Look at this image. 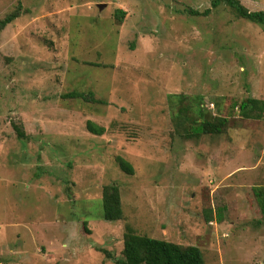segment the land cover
I'll return each instance as SVG.
<instances>
[{
    "label": "rangeland",
    "instance_id": "1",
    "mask_svg": "<svg viewBox=\"0 0 264 264\" xmlns=\"http://www.w3.org/2000/svg\"><path fill=\"white\" fill-rule=\"evenodd\" d=\"M214 1L0 0V264H116L126 227L264 264V119L235 107L264 101V29ZM198 108L224 132L186 137Z\"/></svg>",
    "mask_w": 264,
    "mask_h": 264
},
{
    "label": "trees",
    "instance_id": "2",
    "mask_svg": "<svg viewBox=\"0 0 264 264\" xmlns=\"http://www.w3.org/2000/svg\"><path fill=\"white\" fill-rule=\"evenodd\" d=\"M221 3H225L232 8L239 18L255 23L264 29V12H250L238 0H215L212 6L217 7ZM21 9V5H19L13 12L0 19V37L1 32L21 16ZM209 12V10H206L203 13L193 12V14L206 16ZM68 98L88 99L84 94H70ZM235 107L239 109L240 115L245 119H264V101L247 98ZM197 111H199L198 119H193L192 122L196 126L190 128L194 132L187 133L186 137L199 139L202 135H215L224 132L228 125L227 118L220 120L216 118L217 120L209 121L202 118L203 112L200 108ZM87 128L94 135L102 136L105 133L103 127L97 126L93 122H88ZM16 130L18 136L23 138L24 133L19 128ZM117 161L123 172L133 175L134 169L130 163L120 157L117 158ZM255 193L260 200L264 214V192L256 190ZM122 218L123 211L120 190L115 185L107 186L103 193V219L115 222L122 220ZM116 264H205V261L202 251L196 246H182L138 235L132 228L126 227L123 258L116 260Z\"/></svg>",
    "mask_w": 264,
    "mask_h": 264
},
{
    "label": "water",
    "instance_id": "3",
    "mask_svg": "<svg viewBox=\"0 0 264 264\" xmlns=\"http://www.w3.org/2000/svg\"><path fill=\"white\" fill-rule=\"evenodd\" d=\"M98 7H99L100 10H102L103 8H105V5H102V4H101V5H99Z\"/></svg>",
    "mask_w": 264,
    "mask_h": 264
}]
</instances>
